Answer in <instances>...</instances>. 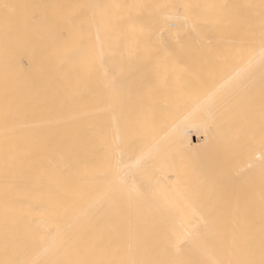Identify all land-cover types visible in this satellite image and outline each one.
Returning <instances> with one entry per match:
<instances>
[{"label":"bare ground","instance_id":"obj_1","mask_svg":"<svg viewBox=\"0 0 264 264\" xmlns=\"http://www.w3.org/2000/svg\"><path fill=\"white\" fill-rule=\"evenodd\" d=\"M0 264H264V0H0Z\"/></svg>","mask_w":264,"mask_h":264}]
</instances>
